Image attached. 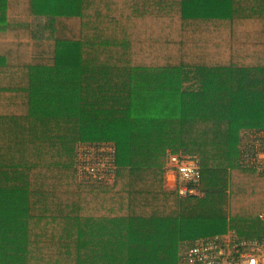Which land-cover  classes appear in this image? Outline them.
<instances>
[{
    "label": "trees",
    "instance_id": "1",
    "mask_svg": "<svg viewBox=\"0 0 264 264\" xmlns=\"http://www.w3.org/2000/svg\"><path fill=\"white\" fill-rule=\"evenodd\" d=\"M251 128L264 0H0V264H181L193 238L264 239ZM82 141L116 147L113 182L77 177ZM169 152L198 159L201 216L168 189Z\"/></svg>",
    "mask_w": 264,
    "mask_h": 264
},
{
    "label": "built area",
    "instance_id": "2",
    "mask_svg": "<svg viewBox=\"0 0 264 264\" xmlns=\"http://www.w3.org/2000/svg\"><path fill=\"white\" fill-rule=\"evenodd\" d=\"M76 175L81 180L113 182L116 147L107 141H82L77 147ZM240 165L264 174V129H246L239 149ZM167 168L182 197L201 195L202 172L192 154L169 152ZM264 218V215H261ZM183 264H264V239L243 238L234 230L197 237L182 253Z\"/></svg>",
    "mask_w": 264,
    "mask_h": 264
},
{
    "label": "rangeland",
    "instance_id": "3",
    "mask_svg": "<svg viewBox=\"0 0 264 264\" xmlns=\"http://www.w3.org/2000/svg\"><path fill=\"white\" fill-rule=\"evenodd\" d=\"M205 195V194H204ZM203 194L202 195H194L193 197H192V199L191 200H194V201H192V202H194V203H192V204H194L195 206H197V209L196 210H194V208L191 210L192 211V213H194L195 215H197V216H201L202 214L200 213L201 211H202V202H198V201H196V199L197 198H202L203 196H204ZM189 198V197H188ZM188 204H191V201H189V202H187ZM186 208H190V207H187L186 206ZM197 227H200L198 224H195V227L194 228H197ZM204 228V227H203ZM192 232V231H191ZM191 240V239H190ZM190 240H187V241H185V245L187 246L188 245V242L190 241ZM176 251H177V253L179 254V257H180V255H182L181 254V252L183 251L182 250V248H181V246L180 245H178L177 247H176ZM182 263V262H181Z\"/></svg>",
    "mask_w": 264,
    "mask_h": 264
},
{
    "label": "crops",
    "instance_id": "4",
    "mask_svg": "<svg viewBox=\"0 0 264 264\" xmlns=\"http://www.w3.org/2000/svg\"><path fill=\"white\" fill-rule=\"evenodd\" d=\"M239 161H240V158H239ZM241 166V165H240ZM242 167V166H241ZM243 168V167H242ZM245 169H248V168H245ZM255 170V169H254ZM167 185H168V189L171 190V191H177V183L175 181V178H174V175H172L168 169V173H167ZM202 195V194H201ZM264 215V214H263ZM263 218V217H262ZM264 219V218H263ZM229 231H233V230H229ZM235 231V230H234ZM228 232V231H227ZM236 232V231H235ZM225 233V232H224ZM224 233H218V234H214V235H221V234H224ZM237 233V232H236ZM210 236H213V235H210ZM194 239V238H193ZM193 239H191L190 241H192ZM189 241V242H190ZM188 242V243H189ZM183 264V263H181Z\"/></svg>",
    "mask_w": 264,
    "mask_h": 264
}]
</instances>
